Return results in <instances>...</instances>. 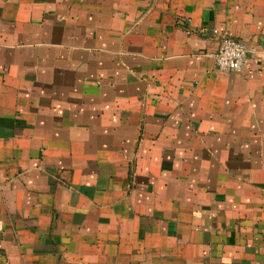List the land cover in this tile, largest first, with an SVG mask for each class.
Instances as JSON below:
<instances>
[{"label": "crops", "instance_id": "0c3cea01", "mask_svg": "<svg viewBox=\"0 0 264 264\" xmlns=\"http://www.w3.org/2000/svg\"><path fill=\"white\" fill-rule=\"evenodd\" d=\"M0 264H264V0H0Z\"/></svg>", "mask_w": 264, "mask_h": 264}, {"label": "built area", "instance_id": "2783aa9c", "mask_svg": "<svg viewBox=\"0 0 264 264\" xmlns=\"http://www.w3.org/2000/svg\"><path fill=\"white\" fill-rule=\"evenodd\" d=\"M219 37V47L215 53L210 54L214 59L217 70L221 72L240 71L248 62L250 48L244 40L231 36L228 32L215 29ZM200 58V55H197Z\"/></svg>", "mask_w": 264, "mask_h": 264}]
</instances>
